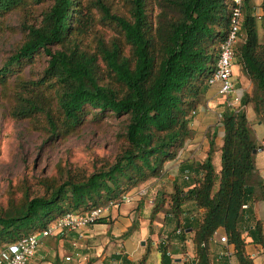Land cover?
Wrapping results in <instances>:
<instances>
[{
	"label": "trees",
	"instance_id": "1",
	"mask_svg": "<svg viewBox=\"0 0 264 264\" xmlns=\"http://www.w3.org/2000/svg\"><path fill=\"white\" fill-rule=\"evenodd\" d=\"M251 2L242 0L244 38L235 65L254 84L242 104L264 116V0L260 15ZM45 3L39 19L29 20L32 6ZM236 6V0H0V35L6 28L2 17L26 14L22 42L0 64V104L2 97L12 98L8 119L28 121L54 141L77 133L90 114L94 120H125L113 161L88 166L61 160L49 176L10 183L0 204V244L42 230L68 212L118 200L162 175L193 135L192 117L211 88ZM40 54L48 57L47 66L39 77L24 78L22 67ZM221 117V171L213 163L212 140L208 158L183 169L192 184L176 183L156 202L153 216L168 210L176 222V243L159 245V264H176L174 255L186 254L189 240L195 249L190 264H229L211 252L222 228L238 263L255 264L246 253L242 224L252 217L251 203L264 202L254 153L262 147L245 110L227 108ZM248 234L264 248V222ZM148 258L137 264H148ZM123 264L132 262L125 257Z\"/></svg>",
	"mask_w": 264,
	"mask_h": 264
},
{
	"label": "crops",
	"instance_id": "2",
	"mask_svg": "<svg viewBox=\"0 0 264 264\" xmlns=\"http://www.w3.org/2000/svg\"><path fill=\"white\" fill-rule=\"evenodd\" d=\"M256 5L258 6L259 3L256 2ZM234 74L237 87L236 92L242 91L241 83L243 81L247 82L248 79L240 67L236 65L234 66ZM244 88L245 90L243 89L242 95L245 92L250 93L252 85L246 84ZM237 95L241 96L239 94ZM225 106L227 107L225 99L219 94V84L211 87L205 95L204 102L197 109V117L202 121V128L215 125L216 123L213 120L206 119L207 114H211L213 110V112L216 111L221 116L225 111L222 110ZM244 108L250 120L251 127L255 132L257 142L260 145L261 139L264 138V130L261 127L263 124L259 123L254 128L250 117V112L253 113V110L251 106H244ZM219 126L221 141L218 143L219 147L215 151L216 153L214 152L213 154V163L217 173L222 168V163L221 167L216 164L220 161L221 147L225 135L221 120ZM260 131L262 134L259 133ZM193 144L191 141L187 142L177 158L169 161L165 165L162 175L151 180L154 185L150 187L149 194L154 195L155 202L154 199L150 200V205H146L144 211L142 210V203L136 200L133 203H125L112 208L104 217V222L94 224L80 233H67L58 237L52 236L45 238L42 240L35 259L36 262L38 264H123V259L128 257L132 264H137L149 253L148 264H159L160 252L158 247L161 243L169 242V236L164 233L169 225L172 223L176 224V222L168 214V211H165L166 214L161 212L155 216H148L147 212H149V208L154 206L159 199L157 197L163 190L161 183L166 186L167 183L173 186L176 183L182 186L192 184L188 177V170L183 172V169L203 163L208 158L211 142L208 145L200 143L201 146L195 147L192 151ZM256 168V180L257 182H261L263 180L262 172L264 171V147L260 148L256 154ZM193 174L191 173V176ZM164 177L168 179V182L166 178L164 180ZM191 178L193 179V177ZM145 184L138 185L136 187L138 189L136 190L144 188L146 186ZM250 209L251 219L242 224L244 237L247 241L246 253L253 259L255 264H264V248L261 245L253 243L252 238L248 236L249 227L257 221L264 222V202L257 200L252 202ZM165 217H167L166 220ZM224 235H226L225 230L223 228L219 229L215 236V244L212 246L211 252H214V255H224L228 259L229 264H239L235 256V247L220 241ZM187 243L190 249L189 252L187 250V254L193 260L195 257L193 243L190 240ZM177 249L180 251L181 248L178 247ZM181 256V252L174 255L176 264L183 262ZM68 257H70V260H67Z\"/></svg>",
	"mask_w": 264,
	"mask_h": 264
},
{
	"label": "rangeland",
	"instance_id": "3",
	"mask_svg": "<svg viewBox=\"0 0 264 264\" xmlns=\"http://www.w3.org/2000/svg\"><path fill=\"white\" fill-rule=\"evenodd\" d=\"M112 1L115 4L120 5V0ZM256 2L259 3L258 6L256 5ZM262 3L263 0H252L251 4L255 7V14L260 15L262 12ZM48 6L49 3L33 5L27 12L29 20L37 21L42 11ZM25 16L26 14L24 11H17L2 17L6 28L0 35V64L9 58L22 42L24 35L23 22ZM262 24L263 23L259 19L258 26L261 38L263 37ZM47 63L48 57L43 54L37 55L33 63L26 64L22 67L21 75L26 79L31 77L37 78L43 72ZM246 84L252 85V90L250 93L245 92L244 95L252 94L254 88L253 82L249 79L247 82L243 81L241 85L244 90ZM243 89L242 91L236 92L241 95L240 109L245 110L244 106H251L254 113L250 112L252 125L256 128L259 123L263 124L261 127L262 130H264V116H258L252 104H242V99L244 97V95H242ZM233 97L235 98V95ZM204 98L202 99V102H204ZM202 102L200 104H202ZM11 107L12 98L8 96L2 97L0 104V204L3 201L5 192L10 183L18 182L27 178L30 179L34 176H49L54 172L57 164L61 160L70 159L77 163L90 166L92 163L96 162L113 161L120 151V133L124 131L125 127V120L122 118L107 115L103 120H94L92 118L93 115L90 114L77 133L71 135L66 140L54 141L41 136L36 131H33L28 121L8 119L7 114ZM225 109H227L226 106L222 110ZM206 117V119H211L216 124L207 128H202V121L197 117V113L192 117L191 126L192 128H195V130H193V135L188 140V142L191 141L194 143L192 151L195 147H200L201 144L208 145L212 140L215 141V151H217L219 147L218 143L221 141L219 122L222 117L218 112H213V110L211 114H207ZM259 133L262 134L261 131ZM216 165L221 167V156L220 161L217 162ZM165 178L166 177H164V180ZM151 180L152 179L144 182L146 183L144 188L139 190H136L138 188H134L131 192L135 196L133 202L137 200L139 203H142L143 211L146 205H150V200L154 199V195L149 194L150 187L154 185ZM166 180L168 182L167 178ZM161 184L163 190L157 198L170 194L174 190V186L169 183H167V186L163 183ZM142 191L146 194L140 196V192ZM155 206L156 204L149 208V212H147L148 216L153 215ZM165 211L162 213L166 214ZM166 219L167 217H165V220ZM175 228L176 224L172 223L164 233L169 236L168 239L171 243H176ZM160 233L163 235L162 232ZM2 246L3 243L0 244V248ZM186 248L189 252L190 249L188 243L186 244ZM181 257L183 261L181 264L191 263V258L187 253H182Z\"/></svg>",
	"mask_w": 264,
	"mask_h": 264
},
{
	"label": "built area",
	"instance_id": "4",
	"mask_svg": "<svg viewBox=\"0 0 264 264\" xmlns=\"http://www.w3.org/2000/svg\"><path fill=\"white\" fill-rule=\"evenodd\" d=\"M236 2L237 6L233 12L231 30L220 46L216 69L209 81L211 87L219 84L220 96L225 99L227 107L233 110L241 107V97L236 94L234 66L236 51L241 46L244 38L242 32L244 21L242 0H236ZM260 146L264 147V138L261 139ZM262 179L264 181V171L262 172ZM145 194L144 191L140 192V196ZM134 197L132 193H129L118 200L110 201L91 210L68 212L52 221L46 228L36 230L22 239L3 245L0 248V264H38L35 259L43 239L52 236L58 237L67 233H80L99 223L112 208L133 202ZM220 240L222 243L227 244V235L222 236ZM67 260H70V257Z\"/></svg>",
	"mask_w": 264,
	"mask_h": 264
},
{
	"label": "water",
	"instance_id": "5",
	"mask_svg": "<svg viewBox=\"0 0 264 264\" xmlns=\"http://www.w3.org/2000/svg\"><path fill=\"white\" fill-rule=\"evenodd\" d=\"M255 154H257L258 153V150H255V152H254Z\"/></svg>",
	"mask_w": 264,
	"mask_h": 264
}]
</instances>
